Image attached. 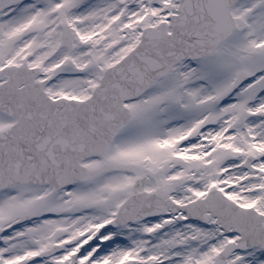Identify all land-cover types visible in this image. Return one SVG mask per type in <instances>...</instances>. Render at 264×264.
Segmentation results:
<instances>
[{
    "label": "snow or ice",
    "instance_id": "snow-or-ice-1",
    "mask_svg": "<svg viewBox=\"0 0 264 264\" xmlns=\"http://www.w3.org/2000/svg\"><path fill=\"white\" fill-rule=\"evenodd\" d=\"M0 264H264V0H0Z\"/></svg>",
    "mask_w": 264,
    "mask_h": 264
}]
</instances>
